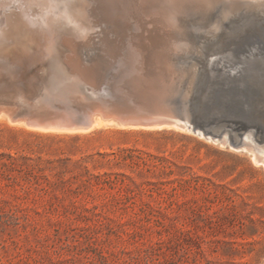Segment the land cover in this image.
<instances>
[{
  "label": "rangeland",
  "instance_id": "374dc122",
  "mask_svg": "<svg viewBox=\"0 0 264 264\" xmlns=\"http://www.w3.org/2000/svg\"><path fill=\"white\" fill-rule=\"evenodd\" d=\"M102 10L98 0H0V49L62 47ZM229 21L218 36L242 24ZM249 26L237 45H253ZM188 33L197 44L182 47L205 52V30ZM211 76L203 135L42 132L0 116V264H264V168L237 146L250 104L242 112L243 96L221 91L213 100L231 72Z\"/></svg>",
  "mask_w": 264,
  "mask_h": 264
},
{
  "label": "water",
  "instance_id": "95a60500",
  "mask_svg": "<svg viewBox=\"0 0 264 264\" xmlns=\"http://www.w3.org/2000/svg\"><path fill=\"white\" fill-rule=\"evenodd\" d=\"M205 53L134 44L0 50V109L35 128L182 125L202 133L214 81ZM264 147V135L259 141Z\"/></svg>",
  "mask_w": 264,
  "mask_h": 264
},
{
  "label": "bare ground",
  "instance_id": "6f19581e",
  "mask_svg": "<svg viewBox=\"0 0 264 264\" xmlns=\"http://www.w3.org/2000/svg\"><path fill=\"white\" fill-rule=\"evenodd\" d=\"M98 3L103 7L102 15L95 11H88L90 13L87 20H90V17L94 15L92 18L94 29H87V32L69 30L67 34L64 33L67 36L61 37L62 47L57 46V39L53 42V46L48 47L75 51L93 47V44L95 47H116L129 41L142 45L182 47L191 44L194 46L197 44V38L196 40L188 38L191 34L188 32L200 28L205 30L206 35L201 37L202 41L201 39L200 41H204L206 44L200 47L205 48V52H203L208 55L209 73L219 76L223 69L231 72L230 78L227 77L214 85L216 98L213 97V100L217 99L219 91H221L223 95L243 96L242 105H240L242 112L247 110L245 103L250 104L247 111L251 113L250 120L244 126L242 125L244 139L240 140L237 146L251 154L254 163L262 165L264 168V147H257L252 140L255 128L258 132V141H261L264 135V0H98ZM30 4L29 2V6ZM33 5L35 6V4ZM226 20H230V25H234L238 20L242 24L238 27H228L231 29L218 36V32L226 28ZM245 25H251L249 26V36L253 35L255 38L252 46L242 47L237 45V41L243 33L240 29ZM50 31L47 34L48 42H52L49 39ZM61 34L63 33L61 32ZM13 41L16 40H11V42ZM5 48L9 49L10 47ZM207 55L205 56L207 57ZM7 111L0 109V116L7 115L9 117ZM10 120L13 121L11 118ZM17 123L31 130L57 133L85 132L103 124H114L123 129L192 131L190 128L178 124L118 125L113 120H104L100 117L94 118L92 125L85 129H44L31 127L24 122ZM224 141H228L227 138H224Z\"/></svg>",
  "mask_w": 264,
  "mask_h": 264
},
{
  "label": "trees",
  "instance_id": "16d2710c",
  "mask_svg": "<svg viewBox=\"0 0 264 264\" xmlns=\"http://www.w3.org/2000/svg\"><path fill=\"white\" fill-rule=\"evenodd\" d=\"M36 179H38V178H36Z\"/></svg>",
  "mask_w": 264,
  "mask_h": 264
}]
</instances>
